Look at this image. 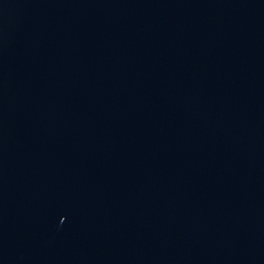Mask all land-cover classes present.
Returning <instances> with one entry per match:
<instances>
[{
    "label": "water",
    "instance_id": "1",
    "mask_svg": "<svg viewBox=\"0 0 264 264\" xmlns=\"http://www.w3.org/2000/svg\"><path fill=\"white\" fill-rule=\"evenodd\" d=\"M0 264H264V0H0Z\"/></svg>",
    "mask_w": 264,
    "mask_h": 264
}]
</instances>
